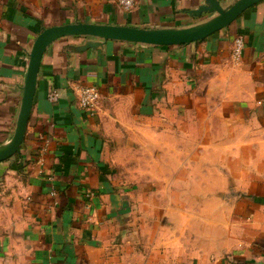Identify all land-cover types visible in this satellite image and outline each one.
I'll use <instances>...</instances> for the list:
<instances>
[{"label": "crops", "instance_id": "obj_1", "mask_svg": "<svg viewBox=\"0 0 264 264\" xmlns=\"http://www.w3.org/2000/svg\"><path fill=\"white\" fill-rule=\"evenodd\" d=\"M203 3L135 0L126 10L114 0H0V146L13 137L29 53L44 29L184 28L210 17L190 15ZM90 41L98 40L65 37L49 47L22 151L0 163V264H129L128 225L116 224L128 197L112 152L133 133L142 156L150 147L169 153L174 184L184 168L185 183L196 178L220 197L219 230L208 234L215 244L193 254L188 240L178 252L184 264H264V1L190 45L109 41L83 50ZM84 87L100 91L96 108L80 106ZM205 169L216 171L197 174Z\"/></svg>", "mask_w": 264, "mask_h": 264}, {"label": "rangeland", "instance_id": "obj_2", "mask_svg": "<svg viewBox=\"0 0 264 264\" xmlns=\"http://www.w3.org/2000/svg\"><path fill=\"white\" fill-rule=\"evenodd\" d=\"M122 139L123 143L118 145L122 149L112 152L115 153L116 164L113 171L119 190L122 188L128 197V211L117 219L116 224L128 225L126 233L121 236L123 242L127 241L129 264H170L175 261L184 264L185 256H179L178 252H184L188 240L194 245L193 254L201 253L203 246L215 244V238L208 236L210 232L216 235L220 225V197L212 189L213 185L196 183V178H193V183H185L184 168L176 169L180 182L174 184L170 177L168 152L155 155L150 147L149 152L142 156L135 133ZM160 143L162 147L167 145V137ZM153 155L156 156L154 165ZM178 155L181 157L177 159L183 161L184 153ZM215 171L205 169L197 174L210 176ZM189 188H192V197L185 198ZM231 192V189L226 191V202L230 201ZM197 195L209 197L197 199ZM185 209L191 214L185 215ZM187 230L192 238L187 236L186 241ZM210 260H214L213 256Z\"/></svg>", "mask_w": 264, "mask_h": 264}, {"label": "water", "instance_id": "obj_3", "mask_svg": "<svg viewBox=\"0 0 264 264\" xmlns=\"http://www.w3.org/2000/svg\"><path fill=\"white\" fill-rule=\"evenodd\" d=\"M264 0H232L223 5L220 0H204L198 10L190 12L194 17L210 14L198 24L184 28L148 29L132 26L92 24L76 22L44 29L36 38L29 53V63L23 86L22 102L12 139L0 146V163L19 155L24 145L31 119L43 57L49 47L65 37H89L83 50L96 48L109 41L133 43L138 45L169 47L190 45L203 41L215 33L229 28L247 10ZM102 42V43H99Z\"/></svg>", "mask_w": 264, "mask_h": 264}, {"label": "built area", "instance_id": "obj_4", "mask_svg": "<svg viewBox=\"0 0 264 264\" xmlns=\"http://www.w3.org/2000/svg\"><path fill=\"white\" fill-rule=\"evenodd\" d=\"M116 1L121 7L126 10H129L133 7L135 0H114ZM237 47L235 54L239 56L242 53L243 48V41L241 38L237 39L236 41ZM59 97L58 93H53L50 96L51 101H56ZM79 99H80V106L83 109L89 110L96 108L101 100L100 91L96 87H84L79 90Z\"/></svg>", "mask_w": 264, "mask_h": 264}]
</instances>
